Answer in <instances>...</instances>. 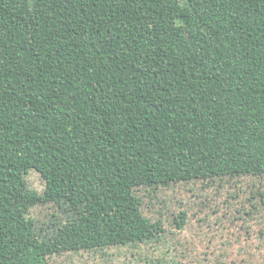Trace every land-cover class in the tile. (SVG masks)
I'll use <instances>...</instances> for the list:
<instances>
[{"label":"trees","instance_id":"1","mask_svg":"<svg viewBox=\"0 0 264 264\" xmlns=\"http://www.w3.org/2000/svg\"><path fill=\"white\" fill-rule=\"evenodd\" d=\"M241 176L264 207V0H0V264H47L36 205Z\"/></svg>","mask_w":264,"mask_h":264},{"label":"rangeland","instance_id":"2","mask_svg":"<svg viewBox=\"0 0 264 264\" xmlns=\"http://www.w3.org/2000/svg\"><path fill=\"white\" fill-rule=\"evenodd\" d=\"M25 179L45 187L37 171ZM261 187L254 176L138 187L36 205L30 216L47 264H264Z\"/></svg>","mask_w":264,"mask_h":264}]
</instances>
